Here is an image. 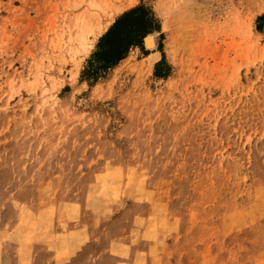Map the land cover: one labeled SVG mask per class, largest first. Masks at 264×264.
Returning <instances> with one entry per match:
<instances>
[{
  "label": "rangeland",
  "instance_id": "obj_1",
  "mask_svg": "<svg viewBox=\"0 0 264 264\" xmlns=\"http://www.w3.org/2000/svg\"><path fill=\"white\" fill-rule=\"evenodd\" d=\"M0 264H264V0H0Z\"/></svg>",
  "mask_w": 264,
  "mask_h": 264
},
{
  "label": "trees",
  "instance_id": "obj_2",
  "mask_svg": "<svg viewBox=\"0 0 264 264\" xmlns=\"http://www.w3.org/2000/svg\"><path fill=\"white\" fill-rule=\"evenodd\" d=\"M158 27V20L149 7L137 5L124 11L99 38L96 50L82 70V77L91 82L97 81L104 70L126 56L131 46L140 45L142 37ZM161 64L156 65V72Z\"/></svg>",
  "mask_w": 264,
  "mask_h": 264
},
{
  "label": "bare ground",
  "instance_id": "obj_3",
  "mask_svg": "<svg viewBox=\"0 0 264 264\" xmlns=\"http://www.w3.org/2000/svg\"><path fill=\"white\" fill-rule=\"evenodd\" d=\"M147 36H148V35H147ZM150 38H151V37H150ZM147 40H148V41H147ZM146 41H147V42H149V39H148V37H146Z\"/></svg>",
  "mask_w": 264,
  "mask_h": 264
},
{
  "label": "snow or ice",
  "instance_id": "obj_4",
  "mask_svg": "<svg viewBox=\"0 0 264 264\" xmlns=\"http://www.w3.org/2000/svg\"><path fill=\"white\" fill-rule=\"evenodd\" d=\"M149 41H150V38H149Z\"/></svg>",
  "mask_w": 264,
  "mask_h": 264
}]
</instances>
